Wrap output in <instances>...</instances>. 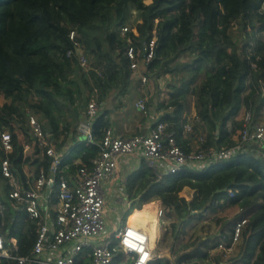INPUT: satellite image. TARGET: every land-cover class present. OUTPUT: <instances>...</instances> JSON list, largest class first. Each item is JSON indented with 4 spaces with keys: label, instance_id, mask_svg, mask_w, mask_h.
I'll use <instances>...</instances> for the list:
<instances>
[{
    "label": "trees",
    "instance_id": "obj_1",
    "mask_svg": "<svg viewBox=\"0 0 264 264\" xmlns=\"http://www.w3.org/2000/svg\"><path fill=\"white\" fill-rule=\"evenodd\" d=\"M132 10L137 19L130 23ZM262 33L264 0H0V132L18 128L26 133L32 114L52 133L56 149L63 148L76 136L75 126L93 96L102 104L115 93L126 94L135 75L141 83L143 74L155 81L166 77V97L157 102L162 111L158 121L185 152L192 151L191 138L201 150L230 149L241 128L240 112L250 111L259 119L264 109ZM152 37V59L141 70H131L125 50L132 46L142 51ZM80 82L86 84V98ZM191 109L195 115L188 122L183 115ZM109 126L108 119L98 115L91 126L92 141L78 142L61 158L55 191L61 177L98 154V142ZM12 144L11 152L4 154L0 143V160L6 157L14 176L29 188L40 168L49 171L52 159L38 147L24 156L15 135ZM71 156H79L81 164L67 169ZM0 188V198H5L0 235L12 254L26 256L37 226L25 211L10 207L11 188L1 172ZM126 189L131 205L123 216L159 201L165 231L175 240L209 213L236 206L235 220L246 221L239 250L226 264H264V158L258 144L197 171L184 168L161 178L142 163L128 176ZM184 189L193 191L191 200L180 195ZM230 240L228 234L225 241ZM202 244L177 254L174 261L157 256L149 264H221ZM161 245L160 239L157 254ZM121 257L118 252L114 262ZM0 264L16 263L2 259Z\"/></svg>",
    "mask_w": 264,
    "mask_h": 264
},
{
    "label": "built area",
    "instance_id": "obj_2",
    "mask_svg": "<svg viewBox=\"0 0 264 264\" xmlns=\"http://www.w3.org/2000/svg\"><path fill=\"white\" fill-rule=\"evenodd\" d=\"M127 30L128 27L123 26L121 33L125 34ZM72 36L71 32L70 38ZM155 40L152 37L142 51L132 46L125 50L131 70L139 71L141 65L152 59ZM85 63L81 53V64ZM140 80L143 84L147 78L142 74ZM146 103V98H139L136 101L137 109L146 113ZM100 106L93 96L87 104L85 120L78 124V132L87 142L92 141L91 126ZM243 116L240 120L241 128L236 132L234 147L190 152H185L177 144L174 133L166 132V124L160 121L150 126L147 132L130 137L116 135L109 126L98 142V154L87 164H82L69 179L61 177L55 191L53 186L56 184L62 154L52 145L49 132H45L36 117L29 114L26 133L18 128L0 132L3 153L11 152L12 135H15L24 156L38 147L45 150V155L52 159V164L48 172L40 168L30 187L25 188L12 173L8 159L5 157L0 160V172L11 188L8 198L15 200L19 204L18 209L25 211L37 226L33 248L26 256L12 254L11 248L5 247L0 235V260L7 259L16 264H77L82 260L86 264H149L160 255L153 252L146 231L129 224L115 228L111 233L106 229L104 184L117 175L119 159L136 156L161 178L176 174L184 168L197 171L198 166H206L208 162L217 159H227L251 143L259 145L264 158V111L260 119H255L250 111L244 112ZM3 213L4 207L0 201V217ZM156 214L161 216L162 210L157 209ZM245 221V218L236 220L230 242L224 247L219 244L218 247L223 251H230L238 240ZM11 242L15 247V240L11 239ZM118 252L122 253L121 260L114 262Z\"/></svg>",
    "mask_w": 264,
    "mask_h": 264
},
{
    "label": "crops",
    "instance_id": "obj_3",
    "mask_svg": "<svg viewBox=\"0 0 264 264\" xmlns=\"http://www.w3.org/2000/svg\"><path fill=\"white\" fill-rule=\"evenodd\" d=\"M139 86H141V84L133 80L126 94L117 95L115 93L111 98L103 102L97 111V116L103 114L105 118L108 119L110 127L114 129L115 134L118 136L130 137L136 134L145 133L148 131L149 127L161 117L162 111L157 109V102L159 98H154L151 100L150 94L145 93L142 88H139ZM142 97L146 98L147 100L146 113L139 111L136 107V101ZM85 109L80 115L82 118H80L79 122L85 120ZM79 122L75 126L76 136L74 138L71 137L63 146V148L56 149L55 138H53L52 133L49 132L52 145L59 153L62 154V157L70 153V148L74 147L78 142H87L78 132ZM79 163L81 164L79 156H71L65 167L69 169L70 166L78 165ZM142 163L144 162L136 156H125L120 158L118 161L117 175L114 179L104 184L107 214L106 229L108 233H111L115 228H120L123 226L121 224L124 217L123 214L130 210L131 205L130 201L128 200L126 181L128 176L135 172ZM78 168H75L72 172L69 171V173H67L64 178L69 179L76 173ZM55 201L56 200L54 199L53 203H55ZM148 204H153V216H155L157 209H161V204L159 201H154ZM145 205L147 204L142 205V207ZM128 216L125 219L124 225L128 224ZM145 231L149 235L148 230Z\"/></svg>",
    "mask_w": 264,
    "mask_h": 264
},
{
    "label": "rangeland",
    "instance_id": "obj_4",
    "mask_svg": "<svg viewBox=\"0 0 264 264\" xmlns=\"http://www.w3.org/2000/svg\"><path fill=\"white\" fill-rule=\"evenodd\" d=\"M137 19V13L132 10L130 13V18L129 22L132 23ZM127 26V25H126ZM128 27V26H127ZM264 39V33L260 35ZM141 70V68H140ZM141 72V71H140ZM139 75V74H138ZM138 75H135L134 81H137ZM138 83V82H137ZM140 83V82H139ZM82 90L84 92V97L86 98V90H85V83L80 82ZM85 84V85H84ZM141 86L139 88H142L143 91L147 94H150V99L153 100L154 98H159L158 101H161L163 98L166 97V92L164 89V86L166 84V77L159 78L156 81L152 79H147L145 83H140ZM139 85V84H138ZM113 96V95H112ZM110 96V98L112 97ZM149 99V101H150ZM4 101L3 98H0V104ZM148 105V104H147ZM87 108L84 106V109ZM86 111V109H85ZM264 109L262 110V112ZM244 112L246 110H242L240 114L238 115V119L241 120L244 116ZM194 113V114H193ZM195 115V111L191 109L190 111L186 112L183 115V118L186 121H191ZM261 116V115H259ZM82 118V117H80ZM260 119V118H259ZM80 120V119H79ZM78 120V122H79ZM77 122V123H78ZM80 123V122H79ZM77 125V124H76ZM189 125H185V129H188ZM233 138L236 140L237 139V133L233 135ZM190 147L192 150H197L198 149V142L194 138H191L190 140ZM1 190V188H0ZM180 195L184 196L187 200H191L193 197L192 191L188 189H184ZM5 200V198H0V201ZM10 207L18 210L19 204L15 200H10L9 201ZM238 214V208L236 206H231V205H225L222 208H219L216 212L214 213H209L206 215L203 219H200L194 223H192L191 226H188L185 229V234L178 238L177 240L173 239L171 236V233L169 230L165 231V223L162 219L161 216H157L155 213V220L158 223V228H159V233H158V238L155 241V243L151 247L153 248V252L157 254L155 248L156 243L161 239L162 240V245L161 248L159 249V255L163 257H167L170 259V261H174L175 257L177 254H182L184 252H190L194 247L199 246L202 244L204 250H207L208 254L212 258H219L221 261V264H226V261L235 256L239 250V244L240 240L235 242V244L232 246L230 251H223L222 248L218 247L219 244L224 247V245H227V242L225 241V238L228 234H231L230 231H232L231 228H233V225L235 223V219ZM125 217H123L121 224L124 225L125 223ZM183 245H187V248H182ZM195 258H191L190 262L194 261Z\"/></svg>",
    "mask_w": 264,
    "mask_h": 264
},
{
    "label": "bare ground",
    "instance_id": "obj_5",
    "mask_svg": "<svg viewBox=\"0 0 264 264\" xmlns=\"http://www.w3.org/2000/svg\"><path fill=\"white\" fill-rule=\"evenodd\" d=\"M153 204H147L141 209H135L128 216L127 223L134 227L142 228L144 231L148 230L150 243L153 245L158 238L159 226L153 216ZM148 234V233H147Z\"/></svg>",
    "mask_w": 264,
    "mask_h": 264
}]
</instances>
